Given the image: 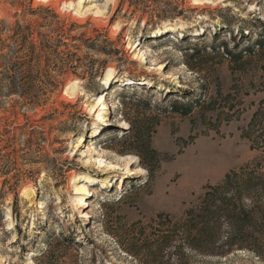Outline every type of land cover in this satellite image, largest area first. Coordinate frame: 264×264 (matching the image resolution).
I'll use <instances>...</instances> for the list:
<instances>
[{
  "label": "rangeland",
  "instance_id": "1",
  "mask_svg": "<svg viewBox=\"0 0 264 264\" xmlns=\"http://www.w3.org/2000/svg\"><path fill=\"white\" fill-rule=\"evenodd\" d=\"M81 1L0 0V264H140L126 248L264 146V0L66 8ZM191 261L264 264L249 251Z\"/></svg>",
  "mask_w": 264,
  "mask_h": 264
},
{
  "label": "trees",
  "instance_id": "2",
  "mask_svg": "<svg viewBox=\"0 0 264 264\" xmlns=\"http://www.w3.org/2000/svg\"><path fill=\"white\" fill-rule=\"evenodd\" d=\"M16 88L8 76V90ZM159 224L163 230L152 229L134 247L140 251L126 248L140 264H192L197 255L222 258L235 251L264 260V146L251 162L207 186L183 217Z\"/></svg>",
  "mask_w": 264,
  "mask_h": 264
},
{
  "label": "bare ground",
  "instance_id": "3",
  "mask_svg": "<svg viewBox=\"0 0 264 264\" xmlns=\"http://www.w3.org/2000/svg\"><path fill=\"white\" fill-rule=\"evenodd\" d=\"M42 1H49V0H42ZM93 0H82L81 1V4L79 5V7L77 9H75V7H72L71 5H68L66 6V8L68 10H72L75 14H77L78 16H83L84 14L88 13V12H92V8H86L84 9L83 7V3H91ZM104 2L106 3H110V4H114L116 5L117 3V0H104ZM108 8V5L107 4H103V6L101 7H94V11L92 12V14H94L95 16H99V15H103L106 10ZM135 43V44H134ZM134 43H132V45L127 48H132L133 51L136 52V55L133 57L134 60H144L147 58V55L150 54V48L149 47H144L142 46V43L140 41H135ZM111 77V73H108L107 76H106V79H104V82H106L108 84V81H110V78ZM78 80L77 79H74V81L72 83H77ZM67 88H70L69 86H67ZM66 88V92L69 90ZM74 89H73V93H74ZM107 95L108 94H103V92H101L99 95H97V98L95 99V105L100 108V109H106V110H109L110 107L113 105H109L107 102H106V99H107ZM101 96V97H99ZM110 107H109V106ZM91 109H92V106H91ZM123 125H125V123H123ZM95 150V149H94ZM97 155H99L100 157H103V155H106L107 154V151L106 149H104L103 147H98L95 152ZM115 156L118 160H121V161H125V166L127 167L129 164H133L134 162H136L138 160V156L135 155V154H129V155H126V156H116L115 154L113 155ZM133 172H135L136 174H142L144 173V169L140 166H135L133 167ZM28 188L25 189V191H28L27 190ZM89 188L85 187L84 190L87 191ZM90 191L93 192V189H90ZM84 200L81 201V198H78V203H79V206L80 204H84L83 203ZM83 215L82 217H90V215L86 212V211H83L82 212ZM9 251H15V250H9ZM34 264V263H32Z\"/></svg>",
  "mask_w": 264,
  "mask_h": 264
}]
</instances>
